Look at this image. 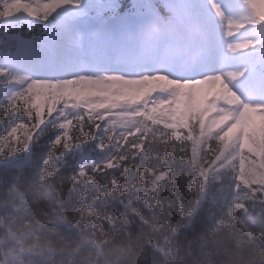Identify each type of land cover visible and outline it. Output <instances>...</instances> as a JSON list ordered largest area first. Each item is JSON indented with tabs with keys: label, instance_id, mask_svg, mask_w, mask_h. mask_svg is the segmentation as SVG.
<instances>
[{
	"label": "snow or ice",
	"instance_id": "1",
	"mask_svg": "<svg viewBox=\"0 0 264 264\" xmlns=\"http://www.w3.org/2000/svg\"><path fill=\"white\" fill-rule=\"evenodd\" d=\"M36 15L34 8L18 9L16 0H0V32L15 36L17 17L22 29ZM257 21L264 17L256 0H187L173 9L172 22L150 33L138 35L129 22L95 36L112 41L114 52L126 51L135 67L157 49L201 48L219 59L233 28ZM45 32L38 42L18 37L17 52L0 55V264H84L88 252L123 240L135 242L143 264H227L256 249L247 239L253 233L264 247V152H233L230 166L215 172L220 187L210 193L209 169L224 157L228 132L216 133L220 150L206 162L201 145L213 129L185 135L154 118L160 106L143 113L147 122L140 125L105 115L85 85L123 74L78 67L83 36L74 17ZM254 43L264 40L226 47L236 52ZM257 66L264 72V57Z\"/></svg>",
	"mask_w": 264,
	"mask_h": 264
},
{
	"label": "trees",
	"instance_id": "2",
	"mask_svg": "<svg viewBox=\"0 0 264 264\" xmlns=\"http://www.w3.org/2000/svg\"><path fill=\"white\" fill-rule=\"evenodd\" d=\"M180 146L181 145H177L178 150ZM223 178L225 184H227V173L224 174ZM213 179L214 178L212 176L211 181ZM210 187V193L217 192L216 184L213 186L211 185ZM259 235V233H253L247 238L249 242L256 245V249L252 253L245 252L242 259L236 257L229 260L227 264H264V247H261L260 241L258 240ZM129 257L135 260L136 264H143L142 257L139 255L135 247V242L123 240L115 243L111 247H101L88 252L84 257V264H106L108 261H112L114 264H121L123 260H126Z\"/></svg>",
	"mask_w": 264,
	"mask_h": 264
},
{
	"label": "rangeland",
	"instance_id": "3",
	"mask_svg": "<svg viewBox=\"0 0 264 264\" xmlns=\"http://www.w3.org/2000/svg\"><path fill=\"white\" fill-rule=\"evenodd\" d=\"M29 2H31L30 0H28ZM88 2H90V7H89V9H95V8H97L98 7V5H99V2H98V0H87ZM97 3V4H96ZM16 6H17V8L18 9H25V8H30V7H32V6H30L29 5V3H27V0H16ZM258 11H259V9H258ZM261 15V14H260ZM262 16V15H261ZM263 17V16H262ZM255 24H256V22H244L243 23V25L246 27V28H248V27H254L255 26ZM214 81V80H213ZM213 81H208V83L209 82H213ZM208 83H206V84H208ZM215 84H217L218 82H214ZM205 86H206V91L207 92H205ZM204 87L203 86H200L199 88H198V90H200V92L198 93V95H194V96H192V97H190V99H187L186 101H184L183 103L184 104H188L189 105V107H190V110L191 111H194V107H195V104L196 103H198V101H202L203 100V98L204 97H206V96H208V95H214V91H212L207 85H205ZM74 87H77V86H74ZM86 88H88L87 86H85ZM92 89V88H91ZM93 90V89H92ZM204 91V92H203ZM96 91L95 90H93V93H95ZM117 94V93H116ZM117 95H119V96H121V93H118ZM129 95L131 96V94L129 93ZM116 96V95H115ZM136 96H138V95H136ZM123 97V96H122ZM121 97V98H122ZM158 110L160 109V108H157ZM254 125L252 124V123H250V125H249V127H248V129L246 130V132L249 130V132H252V127H253ZM233 135V139H236V138H238V134H237V136H236V134H232ZM232 138H230V139H232ZM237 141H235V143H236ZM251 148H253V147H251ZM238 149H240V150H246V151H248V153H251L252 155H256V154H258L257 153V151H255V150H253V149H246V148H238Z\"/></svg>",
	"mask_w": 264,
	"mask_h": 264
},
{
	"label": "bare ground",
	"instance_id": "4",
	"mask_svg": "<svg viewBox=\"0 0 264 264\" xmlns=\"http://www.w3.org/2000/svg\"><path fill=\"white\" fill-rule=\"evenodd\" d=\"M258 3H259L258 4L259 7L264 10V5L262 6V4L260 2H258ZM210 88H213L212 91H214L217 96H220V97L225 96L226 90L224 89V87L220 83L216 84L215 86H210ZM237 119H239V118H237ZM244 142H246V140Z\"/></svg>",
	"mask_w": 264,
	"mask_h": 264
},
{
	"label": "clouds",
	"instance_id": "5",
	"mask_svg": "<svg viewBox=\"0 0 264 264\" xmlns=\"http://www.w3.org/2000/svg\"><path fill=\"white\" fill-rule=\"evenodd\" d=\"M106 264H114V262H112V261H108V262H106ZM121 264H136V261L133 260L131 257H129L128 259L123 260V261L121 262Z\"/></svg>",
	"mask_w": 264,
	"mask_h": 264
}]
</instances>
